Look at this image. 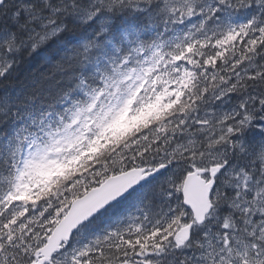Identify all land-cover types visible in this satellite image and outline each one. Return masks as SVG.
Wrapping results in <instances>:
<instances>
[{
	"label": "snow or ice",
	"instance_id": "1",
	"mask_svg": "<svg viewBox=\"0 0 264 264\" xmlns=\"http://www.w3.org/2000/svg\"><path fill=\"white\" fill-rule=\"evenodd\" d=\"M0 264H264V0H0Z\"/></svg>",
	"mask_w": 264,
	"mask_h": 264
}]
</instances>
